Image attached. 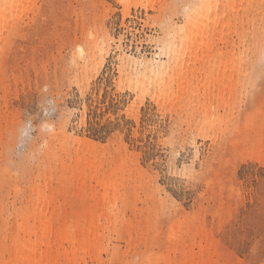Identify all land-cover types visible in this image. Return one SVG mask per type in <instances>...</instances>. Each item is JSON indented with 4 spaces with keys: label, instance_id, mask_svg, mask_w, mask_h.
<instances>
[{
    "label": "rangeland",
    "instance_id": "rangeland-1",
    "mask_svg": "<svg viewBox=\"0 0 264 264\" xmlns=\"http://www.w3.org/2000/svg\"><path fill=\"white\" fill-rule=\"evenodd\" d=\"M213 1L212 38L135 83L199 0H0V264L45 200L105 231L76 264H264V0ZM84 158L91 179L60 180Z\"/></svg>",
    "mask_w": 264,
    "mask_h": 264
},
{
    "label": "bare ground",
    "instance_id": "bare-ground-1",
    "mask_svg": "<svg viewBox=\"0 0 264 264\" xmlns=\"http://www.w3.org/2000/svg\"><path fill=\"white\" fill-rule=\"evenodd\" d=\"M199 2L202 3L201 8L191 9L187 14L188 18L184 24L166 32L164 37L166 39L161 42L159 52L155 55V63L142 62V60L138 63L134 62L135 67L133 69L129 71L123 69V76L135 83H144L146 80L153 81L155 77L163 74L169 68L170 57L178 52V42L180 38H212L211 33L202 36L201 22L205 20L204 15L207 9L213 5L214 1L199 0ZM148 4L152 9L156 8L154 3L147 1V5ZM128 8L129 4H127V9ZM225 10H229L230 12L233 11L230 4L227 5ZM95 38L98 37L95 36ZM94 45L96 46V44ZM101 47H103V45ZM255 50L259 57H264V44H260ZM79 51L82 52V49L79 48ZM107 57L108 52L105 51L101 55L99 63L102 64ZM162 57L167 60H162ZM49 128L53 131L52 126H49ZM92 145L93 143L87 139H77L76 151L79 152L88 149V151L91 150L94 154ZM46 153H49V150H47ZM86 162L87 159L84 158L76 161L73 166L67 163L63 164V171L67 172V175H63L60 180L63 182H85L87 178L91 179V176H87L85 169H83ZM38 188H41V186ZM48 204L50 205L47 200L41 203L42 206L36 209L38 212L37 218H32V225L25 228L21 234L15 233L16 236L14 240L11 241L10 245H6V242H4L8 258L4 260L2 264H76L80 263L76 261V259H80L79 253H84L99 247L103 238H105V231L99 232L97 238L90 240V237H94L98 231V227L95 224L97 218L92 212H89L91 217L88 229L79 235L76 230H83L84 228L82 225H78L76 229H71L70 226L65 224V221L61 226L54 225L51 221V216H57V220L60 219V217L63 219L66 210L64 213V210H61L60 207L51 206L50 209L48 208L45 211L44 207L47 208L49 206ZM89 205H91V203ZM89 209L90 206H88L87 210ZM71 212L75 213L76 217L82 215L79 209L76 212L74 210ZM37 229L39 230L36 231ZM53 236L55 239L52 240L51 237ZM65 244L70 245L69 251L63 250ZM62 250L64 253L60 255V251ZM164 262L167 263L168 260L165 259ZM182 264L185 263L183 262Z\"/></svg>",
    "mask_w": 264,
    "mask_h": 264
},
{
    "label": "snow or ice",
    "instance_id": "snow-or-ice-1",
    "mask_svg": "<svg viewBox=\"0 0 264 264\" xmlns=\"http://www.w3.org/2000/svg\"><path fill=\"white\" fill-rule=\"evenodd\" d=\"M121 39H123V38H121ZM44 115H47V112H45ZM101 131H103V129H102ZM193 147H195V145H193ZM180 155H181V153H180L179 151H177V150H173V152L171 153V157H177V159H176V161H175V164H176V167H177V168H179V159H178V157H179ZM168 162H170V159H169ZM186 165H187V164H186ZM184 173H185V174L187 173V169L184 170ZM177 176L179 177L180 175H177Z\"/></svg>",
    "mask_w": 264,
    "mask_h": 264
}]
</instances>
